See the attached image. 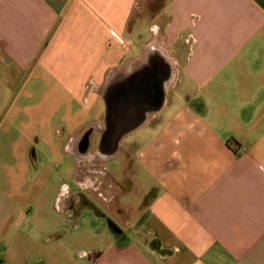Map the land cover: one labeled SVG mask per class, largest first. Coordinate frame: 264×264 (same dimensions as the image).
Instances as JSON below:
<instances>
[{"label": "crops", "instance_id": "crops-1", "mask_svg": "<svg viewBox=\"0 0 264 264\" xmlns=\"http://www.w3.org/2000/svg\"><path fill=\"white\" fill-rule=\"evenodd\" d=\"M153 67L163 106L121 142L128 165L120 156L108 188L96 186L115 224L89 242L81 198L50 187L55 128L88 161L107 86ZM41 83L101 120H73V136L79 109L63 124L48 108L41 124L34 107L6 112L0 264H264V0H0V115Z\"/></svg>", "mask_w": 264, "mask_h": 264}, {"label": "rangeland", "instance_id": "rangeland-1", "mask_svg": "<svg viewBox=\"0 0 264 264\" xmlns=\"http://www.w3.org/2000/svg\"><path fill=\"white\" fill-rule=\"evenodd\" d=\"M31 91H34L35 94L33 99L25 98L21 100L20 103L14 104L15 95H13V97L6 102V105L4 106V111L2 112V115H0V124H7L9 122H12L15 111L11 112V116H8L7 119H5V115L7 114L6 112L8 110H13L14 108V110H16L17 108L26 107H34L40 111L38 113V116L33 117L34 120L38 119L40 124L43 120L47 119V117H45L44 115L45 113L43 112V110L47 108L51 111L50 122L52 124L65 123L66 121H64L63 119L68 118L67 115L70 108H72L73 111L79 109L80 112L77 116H71L72 124L70 123V134L73 136L76 132V127L74 125L77 124L73 120L77 119L79 121L81 119L82 122L85 121V123L87 124H91L95 121L97 122L98 120H101L100 116L95 111L90 112L88 109H86V106L83 103H80L75 99L70 101L64 95L63 89L61 88L59 90L57 85L53 87L51 83H41L35 85L34 90H32L31 85L28 88L27 92L29 93ZM52 93H55L56 95L53 96ZM102 106H104V104ZM22 119L29 120L31 119V117L24 115L22 116ZM61 130L58 133L57 128H55L56 132H54L57 137L56 142H59V146L55 149H52L53 154L50 155L49 165L51 171L54 173V179L50 181V187L55 190V194L59 191L64 193V183L69 184L71 187V195H68L67 197L69 199V203L75 205V199L77 201L78 198V202L76 203L79 204V198H81L82 208L85 209V213L82 216V221L86 224V228H88L89 242L92 240L99 241L101 238L102 240H108L113 236V232L111 231L110 227L114 226L115 219L107 209L110 207L111 204L110 199L106 200V197L108 196L101 197L99 195V192L96 191V186L98 185V187L101 188L104 184L103 189H107V185L110 182L111 174L113 172L118 171L120 164L119 162L121 159L120 156L124 157V161L126 165H128V163L131 161L129 160L130 153L127 152V150H125L124 148L122 149V147L121 149L123 152L121 153V155L119 153H116L113 156L112 154L106 156L104 154L99 153V148L102 143V137H100L99 134H94L91 137H89V135L86 136L89 156L88 161L80 160L78 155L74 153V146L67 145L68 134L62 132ZM59 137H61L60 140ZM128 138L129 135H127L123 140H127ZM83 144L84 141L78 149V151H80L82 154L84 152ZM43 152L44 148L38 147L37 153L39 157L43 155ZM40 162L42 161L40 160ZM37 167L42 172V163H39ZM86 174L92 177L93 181L95 180V183L92 186L83 188L79 185V181L84 180ZM48 181L49 180L47 179L44 180L43 178H40L38 180L39 187L41 189L43 188V186L47 187ZM44 183L46 184L44 185ZM126 186L128 185L126 184ZM76 256L78 255H75V258Z\"/></svg>", "mask_w": 264, "mask_h": 264}, {"label": "water", "instance_id": "water-1", "mask_svg": "<svg viewBox=\"0 0 264 264\" xmlns=\"http://www.w3.org/2000/svg\"><path fill=\"white\" fill-rule=\"evenodd\" d=\"M152 74L157 75V83L154 88L157 87V92L159 91L158 100L155 98L156 94L155 97H152L153 93L148 94L140 85L119 87L113 101V109H109L108 112V129L101 143V148H109L111 154L118 151L125 136L144 124L149 113L158 112L162 108L165 91L160 83V73H150V77H153ZM154 100L156 101L154 102Z\"/></svg>", "mask_w": 264, "mask_h": 264}, {"label": "flooded vegetation", "instance_id": "flooded-vegetation-1", "mask_svg": "<svg viewBox=\"0 0 264 264\" xmlns=\"http://www.w3.org/2000/svg\"><path fill=\"white\" fill-rule=\"evenodd\" d=\"M150 73L159 74L160 72H159V69H153V71H152V69L151 70L150 69H145L142 72H138L136 74V76L134 77V79H132V80L130 79L127 83L126 82L125 83H111L110 85L107 86V89L105 90V97H104V104H105V110H106L104 127H103V129H99V128H97L96 130L92 129L91 131L88 132L89 137H91L94 134H99V136L102 137V139H103V136H104L105 132L108 129V123H107L108 112H109V109L110 110L113 109V101H114V98H115V96L117 94V91H118L119 87L122 88L124 86L125 87L126 86H131L132 87V86H139L140 85V87L143 88L144 90H146V92H148V94L151 95L153 93L151 95L152 97H155V94H156L155 98L158 100L159 91L157 92V90H158L157 87L154 88L155 84L157 83L156 82L157 75L154 76L152 74L153 77H150ZM153 78H155V80H153ZM148 94H147V96L149 97ZM155 101L156 100H154V102ZM149 102H151V101H149ZM123 139H122V141H123ZM101 149L102 148L100 146V151H101L102 154H104L106 156L107 155L108 156L111 155V153L110 154H105Z\"/></svg>", "mask_w": 264, "mask_h": 264}, {"label": "bare ground", "instance_id": "bare-ground-1", "mask_svg": "<svg viewBox=\"0 0 264 264\" xmlns=\"http://www.w3.org/2000/svg\"><path fill=\"white\" fill-rule=\"evenodd\" d=\"M154 69V67H153ZM144 71V70H143ZM153 71V70H152ZM105 154H110V149L109 148H102L101 149Z\"/></svg>", "mask_w": 264, "mask_h": 264}]
</instances>
